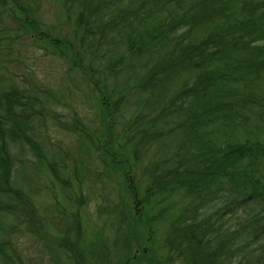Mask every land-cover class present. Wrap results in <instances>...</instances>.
Segmentation results:
<instances>
[{
    "label": "trees",
    "instance_id": "trees-1",
    "mask_svg": "<svg viewBox=\"0 0 264 264\" xmlns=\"http://www.w3.org/2000/svg\"><path fill=\"white\" fill-rule=\"evenodd\" d=\"M50 59L61 63L53 81L41 67ZM35 118L59 124L75 147L58 144L50 161ZM12 146L64 190L65 177L89 179L61 202L88 206L98 226L79 209L68 226L45 221L30 195L38 186L13 180ZM70 153L88 162L62 177ZM46 256L264 264V0H0V264Z\"/></svg>",
    "mask_w": 264,
    "mask_h": 264
},
{
    "label": "rangeland",
    "instance_id": "rangeland-1",
    "mask_svg": "<svg viewBox=\"0 0 264 264\" xmlns=\"http://www.w3.org/2000/svg\"><path fill=\"white\" fill-rule=\"evenodd\" d=\"M68 31H69V29L67 30V32ZM61 38H62V36H61ZM19 49L21 52L23 51V49H21V48H19ZM23 54H24V56L28 57L26 59V62H29L32 64V61L34 58L32 53H30L29 55H25V53H23ZM49 58H52V57H49ZM52 59H54V58H52ZM52 59H50V61L48 63H44L45 65H47L46 68L44 66H41L42 69H44L45 74L48 77L47 80H51V81H53L54 78H56V77H60L59 65L61 66V63L57 62V60L54 61ZM76 63H77V67H79V68H81L83 66L81 64L82 62L80 63L79 58L76 59ZM14 69L19 71L18 66H15ZM92 78L94 79V77H92ZM120 81L122 82V80H120ZM84 88L86 89L87 93H91L89 91V89H87L84 86L81 87V90H85ZM79 93H81V92L79 91ZM88 105H89V108H88V106H86L87 110L85 112H89V115L91 116V113L94 112V108L92 106V103H89ZM75 106H78V108L82 110V107H80V104L78 101H76L75 103L72 102V107H75ZM47 109L51 110L50 108H47ZM131 109L132 108L130 106H129V108L125 109V111H124L125 117H128V115H129L128 111H130ZM138 109H139V107H138ZM138 109H136V110H138ZM60 111H61L60 114L62 116L67 115V112H64V111H66V109H62ZM55 112H59V111L55 110L54 113ZM39 119L40 118H35L34 123H33L34 125L38 124V126L40 128V130L38 132H36V135H35V136H37L36 139H37V141H41V145L44 147V149H46V150H48V152H50V154L48 155L47 158L50 161L55 162L54 160L58 159L55 156L57 155V153H59V150H60V146L58 144H61L64 147H66V146L68 147L70 145L72 148L73 145L75 147V144L77 143L78 138H76L75 136L67 135L66 133L62 132L63 128L59 124H56V123L49 124L48 126H41L38 123ZM43 119H45V118H43ZM113 120H114L115 125H119L120 121L123 119L115 118ZM53 130H55V131H53ZM70 142L72 143V145L70 144ZM167 142L168 141H166L164 143H167ZM168 143H170L168 145V146H170L171 142H168ZM175 145L173 147H175ZM12 149L14 151L18 152V158H19L18 164L15 165L14 175H16V176H14L13 180L16 181L18 179V181H21L23 179L26 185H32L33 187L38 186L36 189H38L39 191L37 192L36 190H33L30 195H31V198L33 199V203L36 204L35 207L38 209L39 214L45 218V221H48L49 219L50 220L55 219L57 222H61L62 225L68 226L73 220V214L79 209L81 212L82 218H83L84 225L90 226L92 224H95L93 220H90L86 216L88 206H86V207L84 206L82 208L75 207L73 209H70L69 205L65 206L61 202V198L63 196L62 194H63L64 189H62L60 187L59 182L57 180H55L53 178V176H51L52 173L50 172V170H48L47 167H45L42 164H39L37 166L34 165V163H33L34 159H33L32 155L29 154L28 150L25 149L24 153H26V154H24L22 152V150L20 151L21 153H19V148H17V146H12ZM64 149L62 151L65 152ZM70 156L71 157H69V158H71V159L67 160V164H68L69 168L63 167V168H60V170H59V173L62 175V177H63V174L68 171V169H73V163L72 162H75V163L77 162L78 164L81 163V161L83 164H85V163L87 164V162H88L87 159L86 160L84 159V154H82V157H78V158L72 157V156H77V155H74L73 153H70ZM170 156H171V154L166 151L163 158L169 159ZM18 158H17V160H18ZM30 159H33V160L30 161ZM46 162H47V160H46ZM18 170H19V172H17ZM21 171H26V174H28L30 177H28L25 174H24V176H25L24 177L23 173H20ZM40 171H41V174H39ZM40 175L42 176L41 180L44 181V184H41L40 181H36ZM65 179H71L73 182V185L71 188L72 190H64V192L66 193L67 191H70V194L73 197L77 196L76 193L81 195V193H80L81 187L82 188L90 187L92 184V182L89 181V179L88 180L85 179V181L86 182L88 181V182L86 184H85V182L80 183L81 186L79 187V185H78L79 181L77 178L65 177ZM55 193L57 194V201L51 200V198H54ZM47 197H49V199H47ZM175 200H177V199H175ZM58 201H60L62 203V205H60L58 203ZM72 211H75V212L71 213ZM95 225L98 226L97 224H95ZM21 227H25V224H22ZM39 233H40V235H42L44 237L48 236V234L46 233V229H45L44 233L43 232H39ZM19 235L20 234L17 235V237L19 238V240H18L19 246H23V242L25 241V238L21 239L20 238L21 235L20 236ZM32 245H33V243H29L28 247L32 248ZM38 250H39V247L36 250V252H38ZM32 260H33V258H32ZM44 263L50 264L48 256H46V258H44Z\"/></svg>",
    "mask_w": 264,
    "mask_h": 264
}]
</instances>
